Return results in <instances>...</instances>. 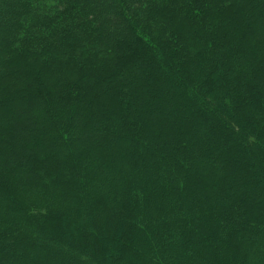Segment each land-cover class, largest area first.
Wrapping results in <instances>:
<instances>
[{"label": "trees", "instance_id": "obj_1", "mask_svg": "<svg viewBox=\"0 0 264 264\" xmlns=\"http://www.w3.org/2000/svg\"><path fill=\"white\" fill-rule=\"evenodd\" d=\"M93 263L264 264V0H0V264Z\"/></svg>", "mask_w": 264, "mask_h": 264}, {"label": "rangeland", "instance_id": "obj_2", "mask_svg": "<svg viewBox=\"0 0 264 264\" xmlns=\"http://www.w3.org/2000/svg\"><path fill=\"white\" fill-rule=\"evenodd\" d=\"M115 253V252H114ZM114 253H112V254H114ZM94 264V263H93ZM96 264V263H95Z\"/></svg>", "mask_w": 264, "mask_h": 264}]
</instances>
